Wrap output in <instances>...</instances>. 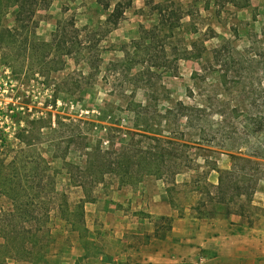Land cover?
I'll list each match as a JSON object with an SVG mask.
<instances>
[{"label":"rangeland","instance_id":"1","mask_svg":"<svg viewBox=\"0 0 264 264\" xmlns=\"http://www.w3.org/2000/svg\"><path fill=\"white\" fill-rule=\"evenodd\" d=\"M13 1L0 0V31L2 27L14 24L16 9ZM116 1H120L125 8L117 27L110 29L105 24V18ZM161 1L164 0H51L45 10L39 11L35 38L39 42L49 41L58 21L73 18L75 26L81 29V35L88 41L83 45L89 47L94 57L97 56L94 58L97 70L85 64L84 53L64 56L56 48L49 49L43 43L28 45L25 51V43H12L9 38L0 41V228L5 213L12 208V200L3 193L4 190L35 188L39 197L32 206V215L39 223L37 227L41 225L38 236L46 240V228L50 229L54 249L55 239L59 238L62 244L68 242V238L63 239L56 233L60 228L73 237L86 234L84 201L91 202L116 188L144 186L152 192L163 184L172 201L189 203L205 196L201 194L205 191L204 174L211 166L220 170L231 169L232 158L225 153H215L214 150H221L215 144L209 146L207 142L212 137L216 142L221 141L219 133H207L206 130L201 134L203 139L200 137L201 140H197L200 125L197 129L185 130L180 124L178 131H183L185 137L169 138L191 145L182 157L166 160L162 165L156 161L151 168H143L136 174L133 172L134 178L127 184L120 182L121 174H105L104 180L94 183L88 182L89 179L92 181L91 178H81L89 174L84 165V140L76 136V125L65 126L67 121L63 117L70 116L74 123L77 119L89 122L83 126L84 132L89 133L88 141L93 146L107 149L111 145H120L122 132H142L134 125V112L127 109L130 101L147 106L146 117L152 123H158V112L163 114L166 109H176L178 102L199 107L211 103L218 110L221 108L218 100L227 101L222 94L223 87L208 74L211 68L205 60L207 56L179 60L174 75L163 74L159 64H151L147 72L138 63H116L123 56L121 46L139 38L141 27L149 28L156 23L151 6ZM175 1H180L188 14L181 21L185 44L203 39V43L199 44L210 49L224 38L242 50L255 40L264 43V0H251L248 6L241 9L231 4L215 8L212 0ZM215 9L219 10L218 15ZM193 28L197 29L196 33L190 32ZM212 31L219 38H211ZM149 76L154 84L149 89L143 88ZM55 95L56 105L51 106ZM235 105V100H232L229 107ZM167 119L171 125L169 131L180 122L171 115ZM210 120L212 129L217 130L220 117L213 114ZM169 131L163 135L170 136ZM189 133L197 138H191ZM130 135L123 136L124 143L131 137L135 140L139 138ZM71 137L73 142H69ZM150 143L154 145L152 141ZM143 145L146 146L144 142ZM199 147L211 148L204 151ZM241 149L246 156H250L253 149L264 153V134L244 140ZM254 160L263 164L257 177L254 176L260 178L257 185L263 188L264 156ZM250 173L247 169L235 170L233 180L248 187L256 181ZM216 176L218 173L212 172V176L208 175V182L214 185ZM83 179L84 185L79 186ZM175 180L178 182L175 183ZM18 182L21 187L17 186ZM210 190L215 192L213 188ZM18 199L26 201L24 196ZM46 211L49 212L47 218ZM23 226L25 230L33 227L28 222H24ZM1 231V254L9 255L10 247ZM10 257L41 264L26 259L22 254Z\"/></svg>","mask_w":264,"mask_h":264},{"label":"trees","instance_id":"2","mask_svg":"<svg viewBox=\"0 0 264 264\" xmlns=\"http://www.w3.org/2000/svg\"><path fill=\"white\" fill-rule=\"evenodd\" d=\"M41 1L14 0L12 3L16 9L14 24L11 27H2L0 41L9 38L12 43H25V51L28 50V45L35 46L36 43H43L49 49L56 48L64 56H69L72 53L76 55L84 53L85 64L90 69L97 70V60L94 59L97 56L94 57L89 47L83 45L88 41L85 36L81 35V29L75 26L73 18L58 21L49 41L39 42L35 38L37 14L39 11L45 10L51 2V0H43V5H41ZM203 1L209 2L211 0ZM212 1L215 8L231 4L235 8L241 9L248 6L251 0ZM124 8L120 1H116L111 11L106 14L105 24L109 25L110 29L117 27L123 16ZM151 9L156 17V23L149 28L141 27L139 38L131 40L128 44H123L120 49L123 56L116 63H138L147 72L151 64H159L163 74L174 75L178 70L179 60L200 59L203 55L207 56L205 60L209 62L211 68L208 74L213 77L212 80L223 87L222 94L227 101L221 102L220 99H216L221 103V108L218 110H215L211 103L205 107H199L198 105H185L178 102L176 109H166L163 114L157 113L158 123H152L151 119L146 117L147 106L130 101L127 109L134 112V125L142 132H122L119 137L121 140L120 145L118 147L111 145L107 149H101L99 145L93 146L90 144L88 141L89 133L84 132L83 127L89 122L77 119L74 123L75 120L70 116L63 117L67 121L65 126L76 125L78 129L76 136L84 140L82 146L83 155L85 156L84 165L85 169L89 170V174L82 175L81 178H91L92 181L89 179L88 182L94 183L98 182L96 180H104L105 174L113 176L121 174L122 180L120 182L127 184L134 178L133 172L136 174L143 168L144 170L145 168H151L156 161L162 165L166 160L185 155V149L191 147V145L169 137L175 136V138H178L177 136H179V139L185 137L183 131H178L180 124H183L185 130L197 129L200 125L199 130L201 131L198 133V138L189 133L190 137L201 140V134L206 130L207 133H219L222 136L221 141L216 142V139L212 137L207 139V142L209 146L215 144L221 150H214L215 153L229 155L233 160V165L231 169L226 170L211 166L210 170L204 174L206 183L203 189L205 191L201 194H205V196L198 201L197 209L205 216L210 214L205 210L206 203L215 204L216 206L218 204V210H223L225 215L233 211L232 206L234 205H237L238 210L242 211L256 190L260 178L255 177L261 171L260 166L263 165L259 160H254L264 156L263 152L253 149L250 156H246L241 152V144L250 137L264 134V43L255 40L254 43L242 50L237 49L229 39L224 38L210 49H206L202 44H199L203 43V39L200 42L191 41L190 44H185L181 21L188 14L184 11L183 4L180 1L164 0L152 5ZM215 12L218 15L219 10L215 9ZM190 30L193 33L197 32L196 28ZM212 34L211 38H219L213 31ZM262 35L264 36V30ZM75 47L76 49L73 50ZM144 64L147 65L144 66ZM146 82L143 88L149 89L154 84L150 76L146 79ZM189 94L192 95L191 92ZM232 100H235L236 105L230 108ZM56 101L55 95L51 106H55ZM213 114L220 117L217 130L212 129L213 123L210 117ZM170 115L180 121L176 124L177 126L173 127L172 131L168 130L171 128L167 119ZM61 122L58 121L59 124H62ZM162 123L165 124L162 126ZM168 131L171 132L170 136L163 135ZM126 134L139 136V138L135 140L134 137H131L129 141L124 143L125 138L123 136H126ZM73 140L71 137L69 142H73ZM150 141L154 143L153 146ZM143 142L146 146L143 145ZM208 148H201V150L205 151ZM239 163L242 164L239 165ZM239 169L241 171L245 169L251 171V177L255 178L256 181L248 187L244 184L239 185L240 182L233 180L235 177L234 171ZM211 171L218 173L216 185L210 184L207 180ZM248 180L251 182L250 179ZM84 183L83 179L79 186H83ZM17 186H20L19 182ZM211 188L214 189V193L210 190ZM34 189L31 187L27 190L3 191L12 200V208L5 213L6 217L2 219L3 224L0 229L5 236L4 238L8 241L10 256L17 257L22 254L30 261L45 262L46 257L51 252L54 239L50 229L47 228L45 231L46 240L43 241L38 236L41 225L39 227L36 225H39V223L32 215V206L36 204L39 194ZM19 196H24L26 201H20ZM213 210L215 212L217 208ZM47 213L49 212L46 211V218L48 217ZM24 222L32 224L33 227L25 230Z\"/></svg>","mask_w":264,"mask_h":264},{"label":"crops","instance_id":"3","mask_svg":"<svg viewBox=\"0 0 264 264\" xmlns=\"http://www.w3.org/2000/svg\"><path fill=\"white\" fill-rule=\"evenodd\" d=\"M261 186L242 211L234 205L225 215L218 204L206 203L209 216L197 209L200 199L172 201L163 184L152 192L144 186L113 189L84 203L85 235L56 231L68 242L55 239L41 264H264ZM2 244L0 237V264H30L1 254Z\"/></svg>","mask_w":264,"mask_h":264}]
</instances>
